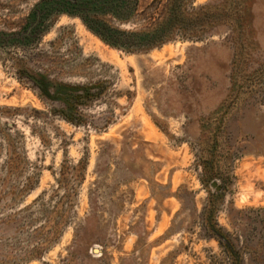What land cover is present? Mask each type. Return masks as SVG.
<instances>
[{"label": "rangeland", "instance_id": "rangeland-1", "mask_svg": "<svg viewBox=\"0 0 264 264\" xmlns=\"http://www.w3.org/2000/svg\"><path fill=\"white\" fill-rule=\"evenodd\" d=\"M41 1L0 0V264H264V0L136 52Z\"/></svg>", "mask_w": 264, "mask_h": 264}, {"label": "trees", "instance_id": "trees-1", "mask_svg": "<svg viewBox=\"0 0 264 264\" xmlns=\"http://www.w3.org/2000/svg\"><path fill=\"white\" fill-rule=\"evenodd\" d=\"M49 1L35 6L22 33L33 36L35 31H44L43 26L49 19L45 15ZM176 3L178 0H53L52 7L56 13L79 16L107 44L136 52L150 50L173 39L172 10ZM124 24L130 28H121ZM91 96L90 90H83L77 101ZM41 98L46 99L43 95ZM52 241L51 237L46 244Z\"/></svg>", "mask_w": 264, "mask_h": 264}, {"label": "water", "instance_id": "water-1", "mask_svg": "<svg viewBox=\"0 0 264 264\" xmlns=\"http://www.w3.org/2000/svg\"><path fill=\"white\" fill-rule=\"evenodd\" d=\"M213 185L216 187H219L218 184L216 182H213Z\"/></svg>", "mask_w": 264, "mask_h": 264}]
</instances>
